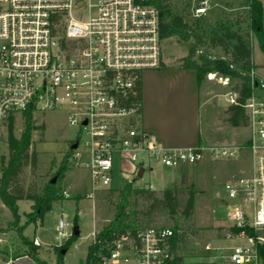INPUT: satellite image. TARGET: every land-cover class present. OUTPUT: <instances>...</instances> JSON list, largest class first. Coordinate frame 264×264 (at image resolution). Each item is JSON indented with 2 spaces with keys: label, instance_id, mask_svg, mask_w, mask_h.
Instances as JSON below:
<instances>
[{
  "label": "built area",
  "instance_id": "obj_1",
  "mask_svg": "<svg viewBox=\"0 0 264 264\" xmlns=\"http://www.w3.org/2000/svg\"><path fill=\"white\" fill-rule=\"evenodd\" d=\"M156 0H0V124L22 120V114L60 111L77 135L69 140L71 160L88 173L93 198L99 190H117L141 180L159 165H194L249 154L247 170L222 185L229 227L227 237L243 238L222 256L224 264H264V79L251 70V93L242 107L250 136L246 144L164 148L142 125L136 83L148 69L162 64L160 14ZM86 6L88 17L74 16ZM208 0H197L192 15H207ZM94 13H90L91 10ZM217 72L206 73L213 80ZM222 85L227 77L218 76ZM235 103V94L228 95ZM115 181L119 183L117 187ZM121 184V185H120ZM133 185V184H132ZM152 189V183L141 188ZM68 196L63 190L61 196ZM66 222L58 221L64 234ZM228 227V228H229ZM252 229L256 235H249ZM98 229L91 232L96 242ZM169 227L127 229L84 264H165L173 257ZM33 244L39 245L37 239ZM204 249H211L205 244ZM94 255V254H93Z\"/></svg>",
  "mask_w": 264,
  "mask_h": 264
},
{
  "label": "rangeland",
  "instance_id": "obj_2",
  "mask_svg": "<svg viewBox=\"0 0 264 264\" xmlns=\"http://www.w3.org/2000/svg\"><path fill=\"white\" fill-rule=\"evenodd\" d=\"M97 0H92L95 3ZM171 4L181 6L182 0H170ZM197 0H192L193 6ZM207 16L219 18L236 12L244 11V0H208ZM90 13H94L92 9ZM72 14L82 15L86 19L89 15L87 7L73 8ZM190 43L178 41L175 38L162 40V56L172 65L177 64L178 59L186 54ZM211 56L220 55L215 48L210 50ZM252 55L259 73L264 75V51H261L255 39H252ZM217 73L213 80H209L211 100L202 109V120L205 129L213 135L219 126H229L222 122L224 110L227 107L228 95L231 87L236 82L229 81L222 85ZM257 77V76H256ZM264 79V77H257ZM204 80H208L205 76ZM226 106V107H225ZM224 107V108H223ZM33 118L35 124L43 125L33 135V148L36 152V165L34 168L26 167L19 175L18 182L24 188L33 186L39 190L44 182L55 183V190L60 194L65 190L68 196L52 201L50 209L44 214L41 221L29 224L22 231L23 235L39 241L37 256L47 264H56V254L53 246L61 244L73 231L77 233L76 240L63 254L62 264H84L87 247L92 242L91 232L99 229L105 218H109L111 207L105 199L103 190L96 191L93 198L86 196L90 191L87 171L76 165L70 159L69 169L63 178H55L52 174L56 170L63 153L69 147V140L77 135L76 128L70 126L60 111H46L36 113ZM13 132L16 136L21 131V120L13 121ZM227 128V127H226ZM7 125L0 124V155L7 154L6 148ZM250 129L246 126L223 129L220 138L225 146L238 147L235 142L249 139ZM246 144L245 142L242 145ZM239 156L232 159H213L208 154L194 165H182L172 174L171 169L156 165L145 170L141 180L132 183L133 187L141 188L147 183H152V189L156 196L161 195L164 188L177 189L178 212L173 218L165 212L153 214L150 226L169 227L179 231L181 242L176 255L182 257L183 264L205 262L206 264H224L222 256L230 248L239 244H248L249 241L241 238L227 237V229L230 225L225 216V201L222 185L228 178L243 174L248 168L249 154L244 147H240ZM116 186L119 183L115 181ZM121 185V184H120ZM143 188V187H142ZM192 189L194 194L193 213L189 218H183L180 210L187 197V191ZM17 213L19 218L14 221L9 210L3 206L0 200V263L13 257L15 253H22L25 249L17 233L19 226L24 221V213L29 211L31 202L18 200ZM140 205L138 204L137 208ZM66 222L64 234L59 233L58 221ZM138 225L144 227L146 219L139 214ZM264 235V233H257ZM209 244L211 249H204ZM25 264H34L25 263ZM130 264V263H128Z\"/></svg>",
  "mask_w": 264,
  "mask_h": 264
},
{
  "label": "trees",
  "instance_id": "obj_3",
  "mask_svg": "<svg viewBox=\"0 0 264 264\" xmlns=\"http://www.w3.org/2000/svg\"><path fill=\"white\" fill-rule=\"evenodd\" d=\"M192 0H182L181 6L171 4L170 0H156L155 6L159 10V36L162 40L175 38L178 41L190 43L186 54L178 59L177 64L169 66L180 69H193L196 73L197 83L201 84L206 73L217 72L227 77L229 81L236 82L231 87L235 94V103H230L225 108L222 122L232 126H246V116L242 107L244 101L251 93V70L256 66L252 61V39H255L261 51H264V29H262L261 3L258 0H244V11L219 18H210L207 15H192ZM217 48L220 55L211 56L210 50ZM161 67H166L163 62ZM138 94L135 100L141 101L140 82L136 83ZM13 120L7 124L6 148L7 154L0 155V200L6 207L13 220L17 221L18 200L31 202L28 212L24 213V221L19 226L17 233L24 244L22 253H15L12 258L26 255L34 264H47L37 256L38 245L33 244L23 235V230L29 224L40 222L44 214L50 209L52 201L63 198L55 190V183L44 182L37 191L33 186L24 188L19 184V175L26 167L34 168L36 165V152L33 148V133L42 129L43 125L35 124V119L30 111L22 114L21 131L18 136L13 132ZM72 148L69 146L63 153L59 164L52 174L55 178H63L69 169ZM105 199L111 210L109 218H105L100 225L96 242L87 247L84 261L97 258L99 253H107V244L111 243L127 229L138 227L139 214L146 219V227L150 226L153 214L165 212L171 218L178 212L177 189L164 188L160 196H156L153 190L135 188L131 183L125 182L117 190H103ZM138 204L140 205L137 208ZM194 194L190 188L187 197L180 210L183 218H189L193 213ZM173 235L170 238V249L173 257L165 264H183L182 257L176 255L182 240L177 229L172 228ZM231 234L240 229L229 227ZM249 235H256L252 229H245ZM264 233V231H262ZM77 233L73 231L61 244L53 246L56 254V264H62L63 252L76 240ZM261 258L264 259V244L259 246ZM94 254V255H93ZM193 264H206L195 262Z\"/></svg>",
  "mask_w": 264,
  "mask_h": 264
},
{
  "label": "crops",
  "instance_id": "obj_4",
  "mask_svg": "<svg viewBox=\"0 0 264 264\" xmlns=\"http://www.w3.org/2000/svg\"><path fill=\"white\" fill-rule=\"evenodd\" d=\"M258 1L264 11V0ZM262 29H264V17H262ZM252 61L255 65L253 55ZM162 62L166 67L148 69L141 74L140 94L144 129L154 133L164 148L224 145V141L220 138V131L228 127H236L219 126L218 132L213 135V129L209 133L202 120V109L211 100L209 80H203L201 84H198L193 69L169 67L172 63L163 56ZM254 74L257 77H264L259 73L258 68L254 69ZM247 141L245 139L235 142L234 145L239 146ZM169 169L172 174L174 173L175 178L174 168ZM25 263H32V261L23 255L8 258L0 264Z\"/></svg>",
  "mask_w": 264,
  "mask_h": 264
}]
</instances>
